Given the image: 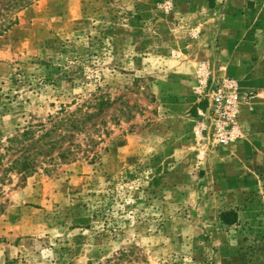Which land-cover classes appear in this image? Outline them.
Instances as JSON below:
<instances>
[{
	"label": "rangeland",
	"instance_id": "rangeland-1",
	"mask_svg": "<svg viewBox=\"0 0 264 264\" xmlns=\"http://www.w3.org/2000/svg\"><path fill=\"white\" fill-rule=\"evenodd\" d=\"M17 17L0 36V147L95 94L111 135L94 160L5 182L0 264H264V0H39ZM201 65L239 85L230 146L169 116L168 89Z\"/></svg>",
	"mask_w": 264,
	"mask_h": 264
},
{
	"label": "trees",
	"instance_id": "trees-1",
	"mask_svg": "<svg viewBox=\"0 0 264 264\" xmlns=\"http://www.w3.org/2000/svg\"><path fill=\"white\" fill-rule=\"evenodd\" d=\"M36 1L39 0H0V36L18 23V13ZM208 2L213 8L216 0ZM112 105L109 98L95 94L79 109L70 111L62 107L47 122L29 125L9 138L7 145L0 147V214L4 210V203L1 201L4 198L3 187L5 182L12 180L13 175L25 181L45 166L54 168L73 163L80 156L96 159L95 149L99 140L111 135L102 116ZM45 170L48 172V168ZM220 219L225 226L239 224V215L235 210L222 212ZM127 256L125 252L114 264H120Z\"/></svg>",
	"mask_w": 264,
	"mask_h": 264
},
{
	"label": "built area",
	"instance_id": "built-area-1",
	"mask_svg": "<svg viewBox=\"0 0 264 264\" xmlns=\"http://www.w3.org/2000/svg\"><path fill=\"white\" fill-rule=\"evenodd\" d=\"M210 72L206 65L197 70L194 91L204 106L198 109L194 134L204 144L226 147L243 136L240 88L233 79L215 81Z\"/></svg>",
	"mask_w": 264,
	"mask_h": 264
},
{
	"label": "crops",
	"instance_id": "crops-1",
	"mask_svg": "<svg viewBox=\"0 0 264 264\" xmlns=\"http://www.w3.org/2000/svg\"><path fill=\"white\" fill-rule=\"evenodd\" d=\"M229 43H226L223 47V52L227 53V52H231L232 50V46L231 43L230 45H227ZM213 49V48H212ZM210 50L211 52H213V50ZM215 49V47H214ZM201 51L202 48H201ZM205 51V50H204ZM233 51H235L233 49ZM217 63V62H216ZM188 65V64H186ZM219 66V64H217ZM221 70L227 71L228 72V66L229 63L228 61H224L221 64ZM190 68H187L188 72L191 73V77L190 79L185 83V86L183 87V90L179 87H175L174 89H172V87L170 86V88L168 89V93L170 95H168L169 99L171 100V107H170V112L171 114H169L170 117H175V118H182L183 119H187L185 122L188 126H187V134H192L193 132V128H194V123H195V117L193 115H191L192 111H195L196 107H197V98L195 95V86H196V74L195 70L189 66ZM175 73H179L178 71H176ZM180 75V74H177ZM214 80L216 81V79L214 78ZM218 81V80H217ZM157 95L160 99V97L164 96L163 89L161 88H157ZM176 121L179 119H175ZM186 129V128H185ZM170 133V132H169ZM179 133V132H176ZM233 148H237V146L233 147Z\"/></svg>",
	"mask_w": 264,
	"mask_h": 264
}]
</instances>
